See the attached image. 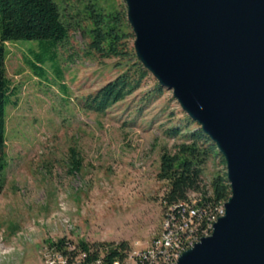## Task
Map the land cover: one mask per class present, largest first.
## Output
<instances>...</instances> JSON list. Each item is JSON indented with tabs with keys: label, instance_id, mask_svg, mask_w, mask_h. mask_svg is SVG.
<instances>
[{
	"label": "rangeland",
	"instance_id": "obj_1",
	"mask_svg": "<svg viewBox=\"0 0 264 264\" xmlns=\"http://www.w3.org/2000/svg\"><path fill=\"white\" fill-rule=\"evenodd\" d=\"M89 3L102 13L125 9L123 0H61L69 24L65 41L4 43L11 95L5 107L0 264H44L59 239L144 247L159 231L164 206L167 185L156 176L160 154L173 153L179 136L199 128L194 122L183 128L185 113L171 91L154 92L157 83L149 73L104 112L85 108L86 96L129 64L90 48L80 12ZM127 47L135 57L133 35ZM171 127L180 133L168 135ZM222 171L219 158H210L203 183Z\"/></svg>",
	"mask_w": 264,
	"mask_h": 264
},
{
	"label": "water",
	"instance_id": "obj_2",
	"mask_svg": "<svg viewBox=\"0 0 264 264\" xmlns=\"http://www.w3.org/2000/svg\"><path fill=\"white\" fill-rule=\"evenodd\" d=\"M138 63L224 162L229 197L174 264H264V0H123Z\"/></svg>",
	"mask_w": 264,
	"mask_h": 264
},
{
	"label": "trees",
	"instance_id": "obj_3",
	"mask_svg": "<svg viewBox=\"0 0 264 264\" xmlns=\"http://www.w3.org/2000/svg\"><path fill=\"white\" fill-rule=\"evenodd\" d=\"M59 2L61 0H0V193L3 187L2 172L5 167V107L11 95L4 68V43L17 40H50L52 43L65 41L69 24L63 19L65 14L62 9L59 10ZM80 12L90 35V48L101 58L129 61L128 66L124 67L113 80L105 83L84 99L86 109L94 113H102L136 91L148 72L127 47V40L132 35L125 21L124 8L102 13L100 9L89 3L84 5ZM35 62L38 63V61ZM31 67L35 70L37 68L32 63ZM38 69L41 70V68ZM161 91L162 88L155 84L154 92L159 94ZM191 123L192 121L184 116L183 128ZM179 131L177 127H171L167 130V134L174 137L180 133ZM179 138L181 141L174 145V152L163 151L159 158V170L156 176L167 185L162 195L163 204L184 200L191 193L197 194L202 203L210 204V206L217 202H225L230 194L225 172H217L207 184L203 183L202 178L203 166L210 158L216 156L221 165L224 164L221 156L215 151L214 145L199 128L187 131ZM64 243V239H59L52 246L60 248ZM76 246L86 253L89 248L97 249L107 246L110 248L107 253L108 258L119 256L121 251L128 248L125 242L117 245L112 243L88 245L79 241ZM118 249L120 251H117ZM87 254L85 259L88 261L97 254V251Z\"/></svg>",
	"mask_w": 264,
	"mask_h": 264
},
{
	"label": "built area",
	"instance_id": "obj_4",
	"mask_svg": "<svg viewBox=\"0 0 264 264\" xmlns=\"http://www.w3.org/2000/svg\"><path fill=\"white\" fill-rule=\"evenodd\" d=\"M199 198L191 193L184 200L164 204L159 231L142 248H127L113 258H108L107 246L89 248L87 253L97 254L87 261L86 251L64 243L47 250L44 264H174L184 251L210 234L213 223L224 213V202L210 206Z\"/></svg>",
	"mask_w": 264,
	"mask_h": 264
}]
</instances>
